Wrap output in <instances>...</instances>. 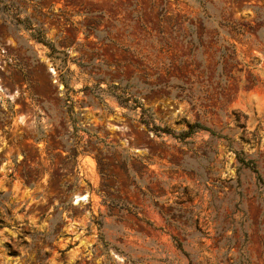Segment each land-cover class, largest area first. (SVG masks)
Here are the masks:
<instances>
[{
	"label": "rangeland",
	"instance_id": "obj_1",
	"mask_svg": "<svg viewBox=\"0 0 264 264\" xmlns=\"http://www.w3.org/2000/svg\"><path fill=\"white\" fill-rule=\"evenodd\" d=\"M0 264H264V0H0Z\"/></svg>",
	"mask_w": 264,
	"mask_h": 264
},
{
	"label": "trees",
	"instance_id": "obj_2",
	"mask_svg": "<svg viewBox=\"0 0 264 264\" xmlns=\"http://www.w3.org/2000/svg\"><path fill=\"white\" fill-rule=\"evenodd\" d=\"M118 98V97H117ZM141 123L144 124L145 126H148V122L146 120H144V118L141 119ZM200 130H204V131H208L210 132L208 129H206L205 127H200V126H197ZM170 129H161L160 133L162 134H170ZM236 154V159L237 161L241 164V166L245 167V168H248L249 170H251V172L253 174H255V180H256V183L258 185H263V181L260 177V175L258 174L255 166L253 165V163L251 161H246L242 155V153H235Z\"/></svg>",
	"mask_w": 264,
	"mask_h": 264
}]
</instances>
